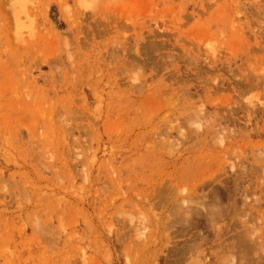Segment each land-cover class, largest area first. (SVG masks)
<instances>
[{
	"label": "rangeland",
	"instance_id": "rangeland-1",
	"mask_svg": "<svg viewBox=\"0 0 264 264\" xmlns=\"http://www.w3.org/2000/svg\"><path fill=\"white\" fill-rule=\"evenodd\" d=\"M0 264H264V0H0Z\"/></svg>",
	"mask_w": 264,
	"mask_h": 264
},
{
	"label": "bare ground",
	"instance_id": "bare-ground-1",
	"mask_svg": "<svg viewBox=\"0 0 264 264\" xmlns=\"http://www.w3.org/2000/svg\"><path fill=\"white\" fill-rule=\"evenodd\" d=\"M198 124H200V123H198ZM212 184L213 183H208V182H205L202 180V181H199L194 187H192L188 191H186V189L183 188L182 192H184V193L180 195V198L178 200H182L184 205L193 204V205L200 206L201 208L205 209V203H204L203 199L205 198V196H207V193L213 189ZM216 190L217 189L215 188L211 192H213V191L215 192ZM217 200H218V198H217Z\"/></svg>",
	"mask_w": 264,
	"mask_h": 264
}]
</instances>
